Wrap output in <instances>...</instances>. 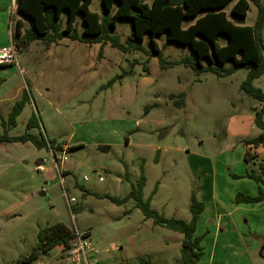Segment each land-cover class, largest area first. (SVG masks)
I'll list each match as a JSON object with an SVG mask.
<instances>
[{
    "label": "rangeland",
    "instance_id": "1",
    "mask_svg": "<svg viewBox=\"0 0 264 264\" xmlns=\"http://www.w3.org/2000/svg\"><path fill=\"white\" fill-rule=\"evenodd\" d=\"M235 1L223 7L233 21ZM249 1L245 23L253 25L258 6ZM90 8L102 13V0H92ZM18 18L23 33L30 29V18L17 10L6 20L0 15V46L15 44L9 33ZM195 19L186 18L184 26ZM75 26L84 36L81 14ZM132 31L128 18H118L111 32L121 47L110 38L65 37L51 45L38 39L24 48L15 44L17 61L0 64V134L22 135L35 113L40 127L30 132L73 146L64 149L60 167L69 171L63 173L68 197L77 200L68 205L56 168L63 150L54 155L28 140L1 141L0 264H22L40 229L57 222L88 233L99 251L95 264H140L139 257L178 264L182 233L146 219L133 200L116 204L105 196H125L142 170L144 198L165 216L190 220L193 191L204 202L196 232L209 230L201 264H264V200L235 202L238 193L257 194L258 183L245 174L259 171L264 154V147L251 148L260 157L244 159V140L261 132L254 121L261 103L241 89L248 70L198 74L180 62L193 55L188 45L163 32L154 36V48L149 34L140 41ZM226 39L221 35L219 43ZM255 84L264 89V74ZM24 90L29 100L13 125L12 96L21 91L20 99ZM29 264L74 263L57 245Z\"/></svg>",
    "mask_w": 264,
    "mask_h": 264
},
{
    "label": "trees",
    "instance_id": "2",
    "mask_svg": "<svg viewBox=\"0 0 264 264\" xmlns=\"http://www.w3.org/2000/svg\"><path fill=\"white\" fill-rule=\"evenodd\" d=\"M231 1L102 0L103 11L99 13L90 8L92 0H17L18 13L30 18L31 27L23 33V21L18 18L15 20L12 38L19 48H24L38 39L44 40L46 45H51L65 37L88 42H99L101 38H110L113 39L114 46L121 47L111 31L116 27L118 18H128L132 25L133 37L141 41L146 34H149L154 48H158L154 36L163 32L167 33L168 40L188 45L193 55L184 57L180 62L192 67L198 74L210 71L225 76L240 68H246L248 72L241 83V89L261 103L254 118L261 132L255 137L244 140L247 146L244 159L247 162L255 159L257 161L260 155L257 156L251 148L258 150L264 147V89L255 84V80L264 74V4L261 0H252L258 6V14L255 23L249 25L245 22L241 23V20L247 15L250 1L236 0L232 4L230 11L235 16V21L223 9ZM63 11L67 13L65 25L61 23ZM79 14L82 15L84 22L82 32L84 36H80L75 26ZM192 17H196L195 21L184 26V20ZM221 35L227 38L225 44L219 43ZM28 100V93L24 90L22 97L15 102L8 114V121L11 124L16 125V118ZM33 127H40L35 113L28 120V130L25 133L11 136L8 134V129H5L4 133L0 134V142L28 140L36 147H46L54 153L63 150L56 139L46 138L41 132L40 134L30 132L29 129ZM258 164V172L245 174L258 183L257 194L238 193L235 197L236 203H257L264 200V154L258 159ZM145 184L146 176L142 170L139 179L131 183V189L125 196H105L116 204L133 200L146 219H151L155 225L182 233L181 259L178 264H201L200 260L204 254L201 242L205 234L198 235L196 231L200 215L205 209L204 202L193 191L190 220L175 216L167 217L152 207L151 198H144ZM75 234V228L61 222L40 229L37 244L21 258L22 264L31 263L42 253L48 252L57 245L68 248ZM83 234L88 235V233ZM139 260L140 264H152L151 260L145 257H139Z\"/></svg>",
    "mask_w": 264,
    "mask_h": 264
},
{
    "label": "built area",
    "instance_id": "3",
    "mask_svg": "<svg viewBox=\"0 0 264 264\" xmlns=\"http://www.w3.org/2000/svg\"><path fill=\"white\" fill-rule=\"evenodd\" d=\"M17 61V50L15 48V44L11 43L10 45L3 46L0 48V64L5 63H12ZM66 156L62 154L60 157V163H57L58 160L56 159V168L59 173V177L61 183L64 187L65 196L67 198L68 205L72 207L75 202H77L75 197H68L65 191V180L63 170L61 169L60 165L64 162ZM85 180L88 179L87 176L84 177ZM76 234L75 237L71 240L68 246V255L70 261L74 264H95L98 263V260L95 255L98 254V249L94 247L93 241L88 237V235H84L79 230H75ZM93 254L94 260L90 262L89 255Z\"/></svg>",
    "mask_w": 264,
    "mask_h": 264
},
{
    "label": "crops",
    "instance_id": "4",
    "mask_svg": "<svg viewBox=\"0 0 264 264\" xmlns=\"http://www.w3.org/2000/svg\"><path fill=\"white\" fill-rule=\"evenodd\" d=\"M17 0H0V15H3V17L5 18V20L7 19V17L9 16V14H13V12H15L17 9ZM17 13H18V11H17ZM20 14V13H19ZM10 20H12V17H11V19ZM11 22V21H10ZM0 27H5V23L4 22H2V20L0 19ZM10 28H11V26H10ZM11 38H12V28H11V30H10V33H9V41H11ZM13 43V42H12ZM6 45H10V44H8V43H3L1 46H0V48H2L3 46H6ZM17 55H18V52H17ZM20 95H21V91H20V93L19 94H15L14 96H12V99H14V100H19V99H17V98H19L20 97ZM1 101H3V99L2 98H0V103H1ZM34 128H36V129H38L37 127H33V129ZM126 141L128 142V138L126 139ZM61 145V148H63V151H62V154H64L63 152H64V149L66 148V149H69V146L70 145H68V144H65V145H63V144H60ZM108 145H106L105 147H107ZM58 152V151H57ZM57 152H53V154L55 155ZM62 155H59L58 156V158H60ZM42 161L40 160V162L39 163H41ZM67 172H69L67 169H63V173L65 174V173H67ZM205 210V209H204ZM202 214V213H201ZM199 220H200V218H199ZM197 232V231H196ZM209 232V230L207 229V230H205V231H203V232H200L199 234H207ZM198 234V233H197Z\"/></svg>",
    "mask_w": 264,
    "mask_h": 264
},
{
    "label": "water",
    "instance_id": "5",
    "mask_svg": "<svg viewBox=\"0 0 264 264\" xmlns=\"http://www.w3.org/2000/svg\"><path fill=\"white\" fill-rule=\"evenodd\" d=\"M245 22V17L241 20V23H244ZM159 151L157 152L156 154V158H155V162H158L159 161Z\"/></svg>",
    "mask_w": 264,
    "mask_h": 264
}]
</instances>
